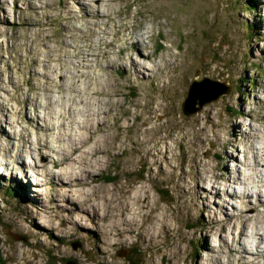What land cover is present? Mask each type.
Returning a JSON list of instances; mask_svg holds the SVG:
<instances>
[{
	"label": "rangeland",
	"instance_id": "374dc122",
	"mask_svg": "<svg viewBox=\"0 0 264 264\" xmlns=\"http://www.w3.org/2000/svg\"><path fill=\"white\" fill-rule=\"evenodd\" d=\"M259 249L264 0H0L1 264Z\"/></svg>",
	"mask_w": 264,
	"mask_h": 264
},
{
	"label": "bare ground",
	"instance_id": "6f19581e",
	"mask_svg": "<svg viewBox=\"0 0 264 264\" xmlns=\"http://www.w3.org/2000/svg\"><path fill=\"white\" fill-rule=\"evenodd\" d=\"M82 1V0H81ZM260 7V6H259ZM90 9V8H89ZM256 26V25H255ZM94 32H92V34H93ZM87 36H89V34H86ZM137 46V45H136ZM212 81L211 80H208V79H206V78H201V80H198V81H196L195 83H194V85H193V88H192V90H191V98H190V105H191V108H190V110L191 109H194V107H195V104L197 103V102H200V98L201 99H204V98H206L205 96L206 95H211V94H214V92L213 91H215L216 90V88H215V86L214 85H207V86H204V87H201V86H203V85H205V84H212L211 83ZM216 82V81H215ZM199 87V88H198ZM191 88V87H190ZM196 88H198V89H196ZM203 89H204V91H203ZM196 90V94L194 95V91ZM209 91H211V92H209ZM189 92H190V90H189ZM189 94V93H188ZM195 96L197 97V98H199V101H198V99H197V101L195 100ZM216 96V95H215ZM214 96V97H215ZM187 104V103H186ZM48 105V104H47ZM47 107V106H46ZM188 108V107H187ZM184 109H185V105H184ZM189 109V108H188ZM184 113L186 114V115H190V113H188L186 110H184ZM191 114H192V112H191ZM82 115H83V113H82ZM258 194V193H257ZM243 199V198H242ZM246 200H248V199H246ZM256 227H258V225H255ZM255 227V228H256ZM258 232V231H257ZM256 232V233H257ZM16 236H19V235H16ZM262 237V236H261ZM249 252H247V250L246 249H244V250H242V253H241V256H242V258H244V255H247ZM258 255H261V254H263L264 253V249H259L258 250ZM250 254V253H249ZM256 259H257V257H256ZM242 260V259H241ZM249 262H254V260L252 259V260H250V261H248L247 263H249ZM243 263V262H242ZM246 263V264H247ZM255 263H257V261L255 262Z\"/></svg>",
	"mask_w": 264,
	"mask_h": 264
},
{
	"label": "water",
	"instance_id": "95a60500",
	"mask_svg": "<svg viewBox=\"0 0 264 264\" xmlns=\"http://www.w3.org/2000/svg\"><path fill=\"white\" fill-rule=\"evenodd\" d=\"M198 80H201V79H196V80H194L193 81V84H192V86H191V88H190V92H189V94H188V96H187V99H186V102L184 103V105L187 103V107H188V104H190V98H191V90H192V88H193V85H194V83H195V81H198ZM199 88V87H198ZM198 88H196V89H198ZM221 92H223L224 91V89H222V90H220ZM221 92H218L217 93V95L218 94H220ZM194 93V95L196 94V90L193 92ZM217 95H216V97H217ZM219 96V95H218ZM197 99H199V98H197L196 96H195V100L197 101ZM205 101H203L201 98H200V103L201 104H203ZM200 108L199 107H195V109L193 110V112L192 113H195V112H197L198 110H199ZM191 114V113H190ZM22 239H25L24 237H21ZM76 246H79V244H77ZM67 264H75L73 261H70V262H68Z\"/></svg>",
	"mask_w": 264,
	"mask_h": 264
},
{
	"label": "trees",
	"instance_id": "16d2710c",
	"mask_svg": "<svg viewBox=\"0 0 264 264\" xmlns=\"http://www.w3.org/2000/svg\"><path fill=\"white\" fill-rule=\"evenodd\" d=\"M250 9H251V10H254V8H251V7H250ZM252 27H253V26H251L250 24L247 25V29L252 30V29H253ZM107 178L109 179L110 177H107ZM110 180H112V179L110 178ZM0 264H1V257H0Z\"/></svg>",
	"mask_w": 264,
	"mask_h": 264
}]
</instances>
